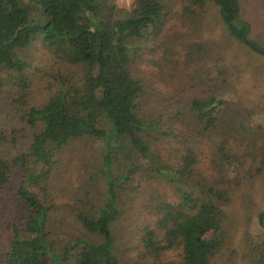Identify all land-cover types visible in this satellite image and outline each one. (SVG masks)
I'll list each match as a JSON object with an SVG mask.
<instances>
[{
	"label": "trees",
	"instance_id": "trees-1",
	"mask_svg": "<svg viewBox=\"0 0 264 264\" xmlns=\"http://www.w3.org/2000/svg\"><path fill=\"white\" fill-rule=\"evenodd\" d=\"M174 1L138 0L130 10L112 0H0V104L7 85L11 114L22 131H31L24 154L12 162L2 146L16 148L18 138L0 130V264H121L113 228L127 188L138 191L150 178L164 179L179 201L172 204L158 192L143 199L146 218L157 217L162 231L161 237L149 224L137 231L146 257L163 264L164 251L179 247L182 264H211L225 245L229 194L220 180L210 183L200 172L197 149L202 140L212 141L215 168L226 176L235 158L229 133L243 135L245 115L221 95L227 64L214 62V46L200 35L208 2L219 8L229 36L263 58L264 45L251 39L239 0H176L177 12ZM176 17L191 32L168 42L165 29ZM38 42L68 71L52 74L57 88L48 102L26 109L33 77L23 53ZM143 64L156 68L143 73ZM159 80L172 84L174 95L158 92ZM156 102L162 109L151 107ZM176 124L183 125L185 139L177 165L154 150ZM86 136L107 145V197L95 207L85 195L72 215L99 242L60 237L48 188L60 151ZM113 163L124 172L114 173ZM260 223L264 227V213Z\"/></svg>",
	"mask_w": 264,
	"mask_h": 264
},
{
	"label": "rangeland",
	"instance_id": "rangeland-1",
	"mask_svg": "<svg viewBox=\"0 0 264 264\" xmlns=\"http://www.w3.org/2000/svg\"><path fill=\"white\" fill-rule=\"evenodd\" d=\"M112 1L121 8L132 10L138 0ZM239 2L241 17L250 27L251 39L264 45V0ZM173 3L176 12L180 11L181 3L176 0ZM189 32L191 30L188 26L177 17L171 19L165 29L168 42H175L177 36H185ZM200 35L203 41L214 46V62L227 64L229 82L221 95L242 108L245 115L241 118L243 135L234 131L229 133L230 152L235 158L231 160L230 166H227L229 170L226 176L220 175L218 167L215 168L214 164L218 163V159L212 141L202 140L197 149L200 172L210 183L220 180V184L229 194V202L223 207L225 245L212 259L211 264H264V227L260 223V215L264 213V58L229 36L219 8L211 1L206 6ZM180 49L179 46L177 50ZM23 56L29 63L28 74L33 77L27 109L48 102L57 88L53 85L52 74L68 71V65L50 57L39 42L27 49ZM154 68L156 67L143 64L141 71L148 73ZM122 78L126 80L128 76L124 74ZM9 88L4 86L8 96L3 98L0 104V130L5 132L8 139L13 136L18 138L16 148L12 143L2 146L3 152L9 154V158L15 162L24 154V147L30 143L31 131H22V126L17 124L11 114L14 106L10 104ZM155 88L163 94L174 95L172 84L164 81L159 80ZM193 93V90L190 91V94ZM150 100L152 99L147 98L145 102L151 103ZM163 105V102H156L151 107L155 106L154 110H160ZM219 110L217 107L214 111ZM15 126H18V129ZM182 134L183 125L176 124L174 133L154 145V150L163 161L175 165L180 163L179 158L184 151L182 142L185 141ZM106 147L105 142L86 136L60 151L58 168L55 170L57 173H54L56 179L53 177L54 180L48 185L52 201L58 208L55 214L56 225L58 224L65 233H60V237L69 234L73 238L101 241L98 237L90 236L72 214L74 207L82 206L80 199L87 194L95 207H99L107 197V168L104 167V159L108 155ZM114 163V173L117 170L124 172L122 165ZM138 191L127 188L128 198H125L122 205L123 214L113 228L116 238L114 247L121 264H156L154 257H146L143 254L136 235L142 226L149 224L162 237V231L156 226L157 217L146 218L147 211L143 199H150V193L153 192L163 195L164 199L172 204H178L179 199L164 179L150 178L140 181ZM182 260L183 253L179 247L166 250L160 256L163 264H182Z\"/></svg>",
	"mask_w": 264,
	"mask_h": 264
}]
</instances>
